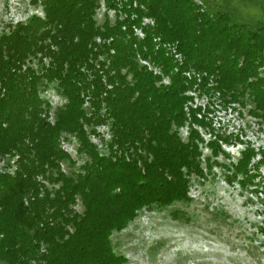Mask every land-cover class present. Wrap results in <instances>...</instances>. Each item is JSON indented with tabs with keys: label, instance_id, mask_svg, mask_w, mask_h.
<instances>
[{
	"label": "trees",
	"instance_id": "16d2710c",
	"mask_svg": "<svg viewBox=\"0 0 264 264\" xmlns=\"http://www.w3.org/2000/svg\"><path fill=\"white\" fill-rule=\"evenodd\" d=\"M31 1L43 16L31 13L0 30V159L16 156L0 169V264H121L127 257L114 249L113 231L144 207L190 200L188 174L204 175L195 134L182 141L176 130L181 73L146 40L170 76L158 84L160 76L138 64L117 24L96 23L98 0ZM141 1L156 22L151 33L176 42L180 69L214 73L218 87L234 97L248 92L264 117V78L257 70L264 61V22L244 29L197 0ZM99 34L113 35L102 45L104 58L92 47ZM50 84L65 99L53 122L51 103L40 95ZM102 123L111 133L107 152L89 138ZM62 132L75 136L83 157L68 173L60 162L74 160L60 145ZM254 156L247 148L231 164H220L227 180L264 191V153L251 163Z\"/></svg>",
	"mask_w": 264,
	"mask_h": 264
},
{
	"label": "rangeland",
	"instance_id": "374dc122",
	"mask_svg": "<svg viewBox=\"0 0 264 264\" xmlns=\"http://www.w3.org/2000/svg\"><path fill=\"white\" fill-rule=\"evenodd\" d=\"M200 1L212 13H228L244 29L264 22V0ZM31 13L43 16L41 5L31 0H0V30ZM59 101L57 97L55 103ZM236 147L240 146L229 148L234 152ZM213 153L218 155V150ZM74 156V164L63 161L67 173L83 160L78 153ZM4 157L3 163L16 156ZM198 159L204 175L188 174L190 200L144 207L126 227L113 231L114 249L127 257L121 264H264V197L259 193L264 191L227 180L228 171L220 163L234 162L229 161L235 159L232 154L224 152L213 161L207 157L210 167ZM259 170L264 175V163ZM77 207L81 209L80 204Z\"/></svg>",
	"mask_w": 264,
	"mask_h": 264
},
{
	"label": "built area",
	"instance_id": "2783aa9c",
	"mask_svg": "<svg viewBox=\"0 0 264 264\" xmlns=\"http://www.w3.org/2000/svg\"><path fill=\"white\" fill-rule=\"evenodd\" d=\"M94 18L101 27L105 23L117 24L120 27L122 36L132 43L133 55L138 64L160 76L158 84L169 83L170 76L163 69V63L161 64L151 57V52L145 41L150 42L153 50H162L166 56L177 62L173 70L181 73L184 101L182 122L176 126V130L182 141L190 140L191 134H195L194 140L200 150L199 158L203 163L208 164L214 160V157H220L224 152L234 155L235 159L229 161H235L246 148H252L255 151L256 159L264 153V119L254 108L251 95L246 92L242 96H232L231 92L218 87L216 75L208 70L193 67L180 69L178 64L182 63L183 57L177 50L176 42L151 33L156 27V22L154 17L147 13V7L141 0H98ZM112 38L113 35L103 37L100 34L94 37L92 47L99 58H104L105 55L101 51L104 48L103 43L110 42ZM108 52L113 53L114 47H110ZM105 60L109 64L107 56H105ZM257 70L258 75L264 78V61L260 63ZM40 95L51 103L48 119L53 122L54 108L65 99L51 84L43 87L40 90ZM57 97H60V101L55 103ZM84 105L89 108L88 95H85ZM89 138L101 152H107V141L111 139L109 126L104 123L96 125L95 131L89 132ZM60 145L71 158L78 153L77 140L70 133L62 132ZM234 145L240 147L234 148L236 150L232 152L229 147ZM215 148L218 150L216 156L213 153ZM207 157H210V161L207 160ZM4 158L0 159V169L7 161L11 163L14 161L13 158L3 163L2 159ZM256 159L253 157L251 163ZM13 168L14 166L11 165L10 169ZM60 168L64 171L63 161L60 162ZM259 193L264 197V192L259 191Z\"/></svg>",
	"mask_w": 264,
	"mask_h": 264
}]
</instances>
